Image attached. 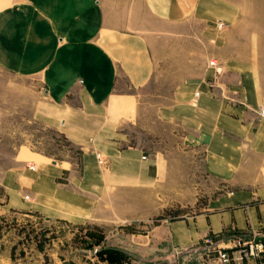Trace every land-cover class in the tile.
I'll use <instances>...</instances> for the list:
<instances>
[{"label":"crops","instance_id":"0c3cea01","mask_svg":"<svg viewBox=\"0 0 264 264\" xmlns=\"http://www.w3.org/2000/svg\"><path fill=\"white\" fill-rule=\"evenodd\" d=\"M253 16L235 0H0V74L37 84L32 116L74 147L33 167L15 159L0 172L2 206L83 221L118 191L157 185L168 159L134 129L152 122L214 184L149 243L263 235L264 22Z\"/></svg>","mask_w":264,"mask_h":264},{"label":"rangeland","instance_id":"374dc122","mask_svg":"<svg viewBox=\"0 0 264 264\" xmlns=\"http://www.w3.org/2000/svg\"><path fill=\"white\" fill-rule=\"evenodd\" d=\"M235 1L243 13L264 22V0ZM0 81V172L15 159L29 165L73 156L74 147L62 132L32 116L41 88L35 84L30 91L28 79H11L2 73ZM134 129L147 151H160L168 159L165 178L157 185L118 191L83 221L52 219L31 209H7L2 206L0 186V264L215 263L212 254L206 258L202 253V245L186 251L173 249L166 233L157 234L156 244L149 243L148 233L157 223L196 210L214 183L205 177L198 156L192 162L183 148L174 146L168 124L154 129L152 122H140ZM245 259L249 258L238 264ZM254 259L264 260V250Z\"/></svg>","mask_w":264,"mask_h":264},{"label":"built area","instance_id":"2783aa9c","mask_svg":"<svg viewBox=\"0 0 264 264\" xmlns=\"http://www.w3.org/2000/svg\"><path fill=\"white\" fill-rule=\"evenodd\" d=\"M210 64L214 65L213 62ZM256 113L258 119L264 118V95L256 108ZM98 158L100 159V156ZM29 166L33 167V164ZM23 197L27 198L28 195L24 194ZM202 248L206 258L209 254L213 255L214 264H238L244 258H257L264 250V234L261 237L255 233L248 237L234 234L226 241H221L212 234H205L202 238Z\"/></svg>","mask_w":264,"mask_h":264}]
</instances>
